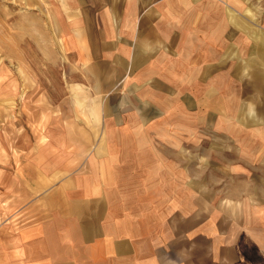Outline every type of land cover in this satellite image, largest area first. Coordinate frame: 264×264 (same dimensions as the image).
<instances>
[{
    "label": "crops",
    "instance_id": "0c3cea01",
    "mask_svg": "<svg viewBox=\"0 0 264 264\" xmlns=\"http://www.w3.org/2000/svg\"><path fill=\"white\" fill-rule=\"evenodd\" d=\"M26 1L36 34L0 61V264H264V12Z\"/></svg>",
    "mask_w": 264,
    "mask_h": 264
},
{
    "label": "rangeland",
    "instance_id": "374dc122",
    "mask_svg": "<svg viewBox=\"0 0 264 264\" xmlns=\"http://www.w3.org/2000/svg\"><path fill=\"white\" fill-rule=\"evenodd\" d=\"M247 1L258 13L264 12V0ZM30 4L31 3H28L26 0H0V61L3 71H14L17 67L10 65L12 52L10 47L11 41L20 42L23 40L22 44L25 45L26 34L30 27L33 28L34 34H36L39 19L35 18L32 14H27V11L31 12V9H33ZM30 37L31 36L28 34L27 38L30 39H28V41L33 43L34 51L38 50V47L41 46L40 36L37 38L34 37L33 42ZM52 68L53 67H51V69ZM51 74L53 75V73Z\"/></svg>",
    "mask_w": 264,
    "mask_h": 264
}]
</instances>
